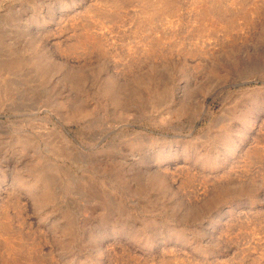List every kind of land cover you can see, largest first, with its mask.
Returning <instances> with one entry per match:
<instances>
[{"label":"rangeland","instance_id":"rangeland-1","mask_svg":"<svg viewBox=\"0 0 264 264\" xmlns=\"http://www.w3.org/2000/svg\"><path fill=\"white\" fill-rule=\"evenodd\" d=\"M0 264H264V0H0Z\"/></svg>","mask_w":264,"mask_h":264}]
</instances>
